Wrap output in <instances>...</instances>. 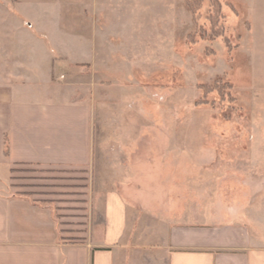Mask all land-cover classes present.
<instances>
[{"label": "rangeland", "instance_id": "rangeland-1", "mask_svg": "<svg viewBox=\"0 0 264 264\" xmlns=\"http://www.w3.org/2000/svg\"><path fill=\"white\" fill-rule=\"evenodd\" d=\"M186 1L0 0V50H42L32 36L47 33L58 53L82 62L59 65V75L93 110L89 171L34 174L26 187L53 190L70 227L91 223L98 192L135 191L137 264L160 259L168 222L192 210L221 220L240 179L264 186V0H219L230 48L212 34L211 0L195 18ZM218 80L229 94L201 88ZM122 169L134 180L109 182Z\"/></svg>", "mask_w": 264, "mask_h": 264}, {"label": "crops", "instance_id": "crops-1", "mask_svg": "<svg viewBox=\"0 0 264 264\" xmlns=\"http://www.w3.org/2000/svg\"><path fill=\"white\" fill-rule=\"evenodd\" d=\"M32 37L41 39L42 50H0V264H137L128 241L135 191L98 192L91 223L70 227L61 224L64 210L52 201L53 190L26 187L24 177L59 178L89 171L94 162L92 105L59 75V65L72 70L82 62L58 53L47 33ZM109 176L113 183L133 179L123 169ZM257 179L239 180L232 210L221 220L192 210L168 222L155 263L264 264V186L257 191Z\"/></svg>", "mask_w": 264, "mask_h": 264}, {"label": "trees", "instance_id": "trees-1", "mask_svg": "<svg viewBox=\"0 0 264 264\" xmlns=\"http://www.w3.org/2000/svg\"><path fill=\"white\" fill-rule=\"evenodd\" d=\"M211 3H212V8L214 10V14L211 16V19H210L211 25H212V34L214 38L216 39H219V38L223 39L227 48H230L231 47L230 41L228 38H226L222 28L220 27L221 19H222V5L219 0H211ZM186 4L189 10L193 13L194 18L197 17L196 10L201 8L202 0H187ZM195 21H197V19H195ZM230 52H232V50H230ZM201 88L204 89L206 93H208L207 90L214 89L213 91H217L219 95L224 96V95L229 94V89H231L232 86H230L229 84H221L220 80H218L216 81V84H214L211 87L202 86ZM9 149H10L9 143L6 139L5 141V154L6 155L9 154Z\"/></svg>", "mask_w": 264, "mask_h": 264}]
</instances>
